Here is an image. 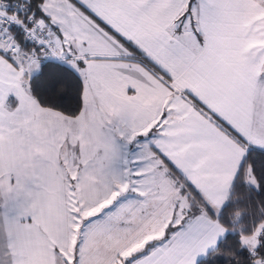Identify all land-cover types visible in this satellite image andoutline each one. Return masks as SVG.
<instances>
[{"label": "snow or ice", "instance_id": "6c2138e0", "mask_svg": "<svg viewBox=\"0 0 264 264\" xmlns=\"http://www.w3.org/2000/svg\"><path fill=\"white\" fill-rule=\"evenodd\" d=\"M0 264H264V0H0Z\"/></svg>", "mask_w": 264, "mask_h": 264}]
</instances>
